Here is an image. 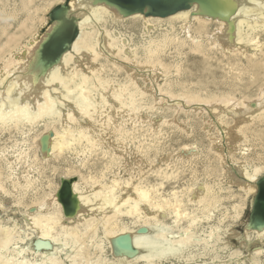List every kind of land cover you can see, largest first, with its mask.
<instances>
[{
  "label": "bare ground",
  "instance_id": "obj_1",
  "mask_svg": "<svg viewBox=\"0 0 264 264\" xmlns=\"http://www.w3.org/2000/svg\"><path fill=\"white\" fill-rule=\"evenodd\" d=\"M65 1L59 0L57 4ZM69 1L70 12L77 18L79 35L61 63L46 74L37 76L38 71L31 68V62L45 38L40 31L51 30L48 14L52 8H42V17L32 33L28 32L30 29L28 34L9 32L10 24L0 32V134L12 131L21 136L11 147L0 149V193L9 198H23L36 189L37 180L31 173H40L43 165L66 152L82 158L101 153L108 161L105 170L113 172L118 168V171L112 180L106 181L105 170L97 176L83 178L79 174L72 176L75 170L68 169L62 180L74 178L70 184L73 199L61 192V181L53 195L32 202L27 210L24 208L25 227L16 221L18 209L6 207L0 200V264H167L173 261V264H203L201 259L208 249L228 248L220 225L211 226L208 231L204 225L212 220L225 197L224 192L237 186L246 198L252 199V208L258 182L264 176L260 175L262 168L247 162L248 132L257 120L264 119V88L256 98L243 100L175 95L164 90L160 83L165 68L162 56L174 42L183 47L187 40L196 48L206 44L236 57L246 56L251 49L259 50L263 47L260 36L264 34V0H211L208 10L193 5L166 18L147 17L142 13L124 16L98 4L97 0ZM29 5L32 6V1ZM22 7V13L28 14L27 19L31 15L39 18V9L31 14L27 6ZM128 20H139L144 27V42L139 46L132 45V40L117 28L106 26L108 21L117 25ZM164 24L170 29L160 39L152 38L154 31ZM213 24L219 28L207 32ZM33 25L29 26L33 28ZM181 34L186 37L183 39ZM107 67L125 71L128 81L114 84L106 80L110 77H104ZM144 100L152 101L151 110L160 106L175 115L181 111L207 114L203 127L211 140L207 153L220 164L218 181L191 183L181 196L174 191L168 198L160 192L163 183L151 185L146 180L145 158L136 156L132 163H127L131 154L125 143L131 136L127 126H135L137 130L139 123H156L155 128L159 129L165 122L176 123L175 118L172 122L150 119L143 112L147 106H140ZM39 126L44 129L30 139ZM199 155L201 149L197 145H184L178 153V165L190 168ZM26 162L28 165L24 166ZM120 170L125 174L123 177L119 176ZM154 172L166 181L173 176L168 172ZM211 176L207 172V178ZM230 196L235 198L232 193ZM66 201L68 216L63 209ZM234 210V219H241V204H236ZM3 217L13 225L4 224ZM124 217L133 220L131 226L122 221ZM169 219L172 225L167 224ZM232 226L224 233L229 237L235 234L230 233ZM252 237L264 244V227L252 229L248 222L237 239L248 248ZM28 241L31 244L26 246ZM201 245L203 253L196 254L193 249ZM106 247L111 251V259L105 256ZM254 254L252 263L262 264L263 249L256 248ZM241 255L236 250L228 260L222 261L217 253L213 261L240 264Z\"/></svg>",
  "mask_w": 264,
  "mask_h": 264
},
{
  "label": "rangeland",
  "instance_id": "obj_2",
  "mask_svg": "<svg viewBox=\"0 0 264 264\" xmlns=\"http://www.w3.org/2000/svg\"><path fill=\"white\" fill-rule=\"evenodd\" d=\"M31 1L32 6L29 5L31 4ZM57 3H59V0H0V32L4 28L7 29L6 27L8 26V24H10L11 27L8 30L9 32L12 31V33L16 32L19 34H28V32L32 33V31L37 28V25L39 24L42 17V8L47 6V9H53L59 5ZM22 5L27 6L31 14L39 9V20L34 15H31V18L27 19L28 14L22 13ZM31 8H33V11H31ZM32 19L36 21L34 25ZM22 22H24L23 25H25H21L20 27V24H22ZM26 24L33 25V28ZM115 25L116 22L112 23L111 21H108L106 26L110 29L117 28V30L123 33L129 41L132 40V45L135 44L139 46L144 42V27L141 21L128 20L124 23L120 22L116 26ZM175 27L176 29H178V24H176ZM218 28V24H213L212 26L208 27L207 32L212 33ZM27 29L30 30L27 32ZM169 29L170 26L164 24V26L159 27V29H156L154 31V33L152 34V38L160 39L162 37V34ZM181 37L184 39L186 35L184 36V34H181ZM25 39H27V37H25ZM260 41L262 42L263 47L256 51L251 49L250 53H247L246 56L241 57L229 55L228 53L221 50L219 51L218 49H212L206 44H203V46H201L200 48H196L190 40H187L186 45L183 47L180 46L178 42H174L171 46L164 50L165 53L162 56V62L165 68L162 70L160 83L164 85V90L172 92L175 95H197L202 98L236 100L256 98L259 95V92L264 88V34L260 36ZM118 65L121 64L119 63ZM106 69L107 70H105L104 77L107 75L110 76L106 80H112L114 84L125 83L128 81L125 71L124 73L118 72L116 69H114V67H107ZM150 105H152L151 100H144L140 105L141 107L147 106V108H145L143 112H145V114H147L150 119H164L163 121L171 120L172 122V120L175 118L176 123L168 124V122H165L162 125H159V129L155 128L157 127L156 123H139V128H137V130L135 126H127V129L130 130L131 133L129 140H125L126 145L131 150L129 159H126L128 161L127 163H132V160L136 156H142L143 159L147 158L146 160L144 159L146 165V180L149 181L148 183H150L151 185H158L163 183L160 192L163 194V196L168 198H170L169 195L173 194L174 191L181 196L183 194V191L191 183L199 181L209 182V180L215 182L218 181L221 177L220 164H218V160H216L213 155L209 156L207 153V149L211 145V140L208 139V134L203 128L205 126L204 119L207 114L197 113L196 111H191V113H185L181 111L180 113L178 112V114L175 115V112H173L172 110L169 111L167 107L158 106V108L160 109L156 108L155 110H151ZM137 114L139 115V113ZM184 126H186L187 129ZM43 129L44 128L42 126H39L38 129L34 130L32 135L30 136V139L37 135V133L39 134ZM184 130L189 131V133H183ZM20 138L21 136L19 134H15L12 131H5L4 133L0 134V149L11 147L14 144L15 140L20 141ZM184 145H197L201 149V155H199L198 160H196L195 164L190 168H182L178 165V153ZM247 145L249 147L247 162L252 166L262 168L263 170L260 175L263 176L264 119L262 121L257 120L255 124L251 126L250 131L248 132ZM69 153L70 152H66V154L64 155L65 157L62 156L57 160H51L49 162L50 165H43L44 167L42 166V168H40V173H37L38 171L31 173V175L33 174V178L37 180V183L35 185L36 189L23 196V198L18 197L20 199L17 200L18 198L16 199V196H10V198L12 197L10 199L8 195H3V193H0V195L2 194L0 196V200L4 203L3 205L6 204V207L14 205L13 207L10 206L9 208H15L16 210L18 209V217H16V221H18V223L23 227H25V223L22 214L26 212V207L31 206L32 202L42 200L49 194L53 195L55 190L61 184L63 177L69 170H75L72 171V176H76L77 174H79L83 175V178H89L90 176L94 177L99 175L101 172H104L103 170H105L108 163L107 160L103 159L101 153H99L100 155H86L83 156V158L81 155L80 157L74 156L73 152H71L70 154ZM120 159L118 160V162H120ZM86 160H88L89 162ZM25 165H28V163H24V166ZM46 166L49 167L47 168ZM152 168H154V171L163 173L168 172L169 175L173 176L171 177V180L169 178V181L168 179L166 181L165 178L162 179L159 176H156V173L152 170ZM45 171L47 172L45 173ZM105 171L106 172L104 173H106V181H109L113 179V176L115 175L114 172L118 171V168L113 170V172H110L109 169H106ZM207 172H210L212 174L211 179L207 178ZM124 175V172L120 170L119 176L123 177ZM174 177L176 178L174 179ZM5 186L9 188L8 184H5ZM231 191L224 192L225 197L222 202H220L221 205L219 204L218 209L214 211L212 220L208 225L206 224L207 221L204 224L207 231L211 226L220 225V227L223 228V240L224 242L226 241L228 248L226 250H223V247L218 251H216L217 248L213 249L215 252L208 249L209 252L206 251L201 260L204 261L203 264H221L218 261H215L216 263H214L213 261L217 253H219L222 261H225L229 259L230 255L234 251L239 250L242 254L241 256L243 261L240 264H253L252 259L255 257V250L259 247L263 249V254L261 255L260 260H262L261 262L262 264H264L263 243H258V241L254 239V237H252V241L251 243H249V247L246 248L243 247L237 239L240 233L244 232L246 223L249 222L251 215L250 202L252 199H249L248 197L246 198V196L242 192H240V189L237 186L233 187ZM231 193L232 195H235V198L230 196ZM236 204H241V206L243 207L242 218L238 220L234 219V207ZM21 206L23 208H20ZM24 208L26 210H24ZM1 215L2 213H0V216ZM5 219L6 218L3 217L1 220L4 224L13 225V222L11 220L8 221L9 219ZM123 219L122 221L124 223L128 224L129 226L132 225L133 220L131 218L124 217ZM4 221L8 223H5ZM167 224L172 225V219H169L167 221ZM231 225H233L232 228L234 229L230 230V233H235V237H229L228 234H224L225 231L228 232V229L229 227H231ZM199 234L203 235L201 233ZM30 244L31 243L29 242L26 246ZM202 248H204L203 245L194 248L193 251H195V253L197 254L199 252H202ZM105 251V256L111 259L112 254L110 249L106 247ZM30 257L33 258L32 256ZM201 260L199 259V261ZM173 263L175 262L173 261L172 263L169 262L167 264ZM231 264H236V261H231Z\"/></svg>",
  "mask_w": 264,
  "mask_h": 264
},
{
  "label": "water",
  "instance_id": "obj_3",
  "mask_svg": "<svg viewBox=\"0 0 264 264\" xmlns=\"http://www.w3.org/2000/svg\"><path fill=\"white\" fill-rule=\"evenodd\" d=\"M211 0H97L110 9H114L124 16L142 13L147 17L166 18L178 11L198 5L203 10H208ZM70 1L56 6L48 14V25L51 30L42 29L44 40L36 49L35 58L31 68L38 71L37 76L46 74L54 66L61 63L63 55L71 49L72 44L79 35L77 18L69 9ZM74 180V178H73ZM73 180H62L61 192L70 196V184ZM62 199V196H61ZM65 199V198H64ZM67 200V199H66ZM67 201L64 202V213L67 215ZM74 214L72 211L69 212ZM249 225L254 228L264 227V176L258 182V193L251 208Z\"/></svg>",
  "mask_w": 264,
  "mask_h": 264
}]
</instances>
